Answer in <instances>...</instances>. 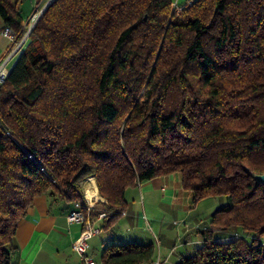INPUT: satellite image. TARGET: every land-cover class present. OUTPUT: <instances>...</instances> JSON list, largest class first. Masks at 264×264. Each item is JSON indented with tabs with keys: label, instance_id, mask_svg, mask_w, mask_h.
Wrapping results in <instances>:
<instances>
[{
	"label": "trees",
	"instance_id": "obj_1",
	"mask_svg": "<svg viewBox=\"0 0 264 264\" xmlns=\"http://www.w3.org/2000/svg\"><path fill=\"white\" fill-rule=\"evenodd\" d=\"M21 2L0 0L4 26L18 32ZM172 6L47 5L0 84V264H10L36 197L83 201L80 183L94 175L100 229L110 231L130 187L173 172L193 203L228 198L176 264H264V183L253 177L264 173V0ZM223 231L239 234L221 240ZM155 255L154 243L118 241L101 259L144 264Z\"/></svg>",
	"mask_w": 264,
	"mask_h": 264
},
{
	"label": "crops",
	"instance_id": "obj_2",
	"mask_svg": "<svg viewBox=\"0 0 264 264\" xmlns=\"http://www.w3.org/2000/svg\"><path fill=\"white\" fill-rule=\"evenodd\" d=\"M44 1L45 0H26L23 6H27L26 10H29L28 17L35 7ZM186 1L187 0H173V3L182 5L185 4ZM3 27L4 22L0 17V60L9 46L8 39L2 35ZM136 187H143L144 191L149 190L152 195H158L163 200L171 202L175 209L180 208L189 211L196 205V203L192 201V193L182 187L181 174L178 172L155 177L149 181L138 184ZM95 200L99 202L104 199L103 197L99 199L95 196ZM76 207L77 201L67 202L49 195H40L36 197L33 205L28 209L26 216L18 225L14 237L13 253L11 255L10 264H84L82 257L72 249V242L83 229L82 224L71 223L68 218L69 214ZM95 207L98 206H94V208ZM102 213H105V211L101 210L96 215L92 212V215L97 217ZM128 217L129 213L126 209L120 218L127 219ZM120 218L119 221L121 220ZM97 225L99 227L103 225V218L97 221ZM116 226L119 227V224L117 223L114 228ZM122 227L123 226H121V230H119L120 232L118 234H110L102 239L100 245L102 251L108 242H139L137 241L139 239L128 238V234H126ZM103 231L104 230L101 229L98 235L102 234ZM238 234V231H223L219 232L217 237L221 240H227L236 237ZM98 235L92 238L98 237ZM143 240H145V238H143ZM193 242L201 243V240L197 237ZM148 243L153 242L148 241ZM89 248L90 243L88 241L87 254L92 256L96 261L94 253L91 254ZM164 252L167 254L166 256L163 255ZM188 252L190 253L189 250H186V253ZM182 255L183 253H180V255L175 257L173 250L168 249L167 251L161 248L159 255L156 250V255L152 262L144 264H154L156 261H160V264H162L164 258H166L165 260L171 259L173 263L176 264L181 259Z\"/></svg>",
	"mask_w": 264,
	"mask_h": 264
},
{
	"label": "rangeland",
	"instance_id": "obj_3",
	"mask_svg": "<svg viewBox=\"0 0 264 264\" xmlns=\"http://www.w3.org/2000/svg\"><path fill=\"white\" fill-rule=\"evenodd\" d=\"M25 1L26 0H22L20 8H23L21 12L23 20L26 23L30 16L28 17L29 10H26L27 6H23ZM48 1L49 0H45L39 4L38 8L45 7V4L49 3ZM172 8L176 11L173 6ZM16 59L8 65L9 68L13 66ZM92 182L96 186V194L99 193L96 177L94 175L82 180L79 190L85 202L89 200L94 206H98L97 208L101 210V205L99 206L98 201L95 200L96 194L93 196L88 195V184ZM126 197L129 202V207H127L129 217L127 219L120 218L121 220L117 221L119 227L116 226L110 231L104 230L98 237L89 240V252L91 254L94 253L95 262L97 264H103L101 259L103 251L100 248L102 239L110 234H118L120 232L119 230H121V226H123V230L128 234V238L139 239L137 241L144 244L148 243V241L153 242L158 255L161 248L167 251L168 249L173 250L175 257L180 255V253L185 254L186 250L193 252L195 246L200 245V242H193L197 237L200 239L198 231L209 225L211 214L217 208L227 203L228 200L225 195L207 197L199 200L194 208L187 211L180 208L175 209L171 202L163 200L158 195H152L149 190L144 191L143 187H130L126 191ZM241 235H244V233L241 232ZM246 236L251 238L253 235L249 234ZM143 238H145V240H143ZM261 243L264 247V235L261 237ZM163 255L166 256L167 254L164 252ZM165 259L166 258L163 259L162 264H174L171 259Z\"/></svg>",
	"mask_w": 264,
	"mask_h": 264
},
{
	"label": "built area",
	"instance_id": "obj_4",
	"mask_svg": "<svg viewBox=\"0 0 264 264\" xmlns=\"http://www.w3.org/2000/svg\"><path fill=\"white\" fill-rule=\"evenodd\" d=\"M51 1L52 0H49L48 2L50 3ZM49 3H46L45 7L42 8H38V6L35 7L28 19V22L25 25L23 32H18L11 26L3 27L2 35L8 39L9 46L6 53L0 60V84L6 81V78L10 72L8 65L24 50L33 27L36 25ZM192 3L193 0H187L186 3L182 5L173 3V7L176 9V11L180 12V10L185 5H190ZM93 207V203H91L89 200L86 202L84 200L77 202V207L68 216L71 223H79L83 225V229L77 238L72 242V249L82 257L84 264H96L93 257L87 254L88 241L100 233L101 229L97 225V221L106 216V213H102L97 217L93 216ZM154 264H160V261H157Z\"/></svg>",
	"mask_w": 264,
	"mask_h": 264
},
{
	"label": "water",
	"instance_id": "obj_5",
	"mask_svg": "<svg viewBox=\"0 0 264 264\" xmlns=\"http://www.w3.org/2000/svg\"><path fill=\"white\" fill-rule=\"evenodd\" d=\"M246 170L248 171V168H246ZM253 177L257 182L264 183V173H253Z\"/></svg>",
	"mask_w": 264,
	"mask_h": 264
},
{
	"label": "bare ground",
	"instance_id": "obj_6",
	"mask_svg": "<svg viewBox=\"0 0 264 264\" xmlns=\"http://www.w3.org/2000/svg\"><path fill=\"white\" fill-rule=\"evenodd\" d=\"M95 194H96V186L95 185L93 186V183L88 184V195L93 196Z\"/></svg>",
	"mask_w": 264,
	"mask_h": 264
}]
</instances>
